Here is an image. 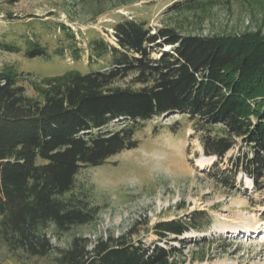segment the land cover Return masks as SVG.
<instances>
[{
  "label": "trees",
  "instance_id": "16d2710c",
  "mask_svg": "<svg viewBox=\"0 0 264 264\" xmlns=\"http://www.w3.org/2000/svg\"><path fill=\"white\" fill-rule=\"evenodd\" d=\"M217 2L184 0L170 10L202 17ZM61 28L77 51L75 35ZM113 31L118 47L89 41L96 61L106 62L96 70L69 69L39 79L16 66L0 69V250L17 261L55 253V264H179L176 248L136 245L126 235L94 242L76 236L66 249L52 243V236L89 225L98 214L74 193L80 171L136 149L135 135L165 115L191 121L206 156L222 160L240 140L246 149L231 159L233 173L242 170L253 180L264 175L262 29L185 35L124 18ZM24 43L23 49L2 41L0 50L64 58L65 47L50 49L38 38ZM74 62L81 64L79 53ZM128 77L130 87L117 85ZM203 222L191 217L185 226L164 223L157 232L176 236L189 227L199 230Z\"/></svg>",
  "mask_w": 264,
  "mask_h": 264
},
{
  "label": "rangeland",
  "instance_id": "374dc122",
  "mask_svg": "<svg viewBox=\"0 0 264 264\" xmlns=\"http://www.w3.org/2000/svg\"><path fill=\"white\" fill-rule=\"evenodd\" d=\"M181 1L0 0V42L24 49L25 40L38 38L50 49L66 48L63 60L57 54L31 59L0 50V69L16 66L18 73L39 79L69 69L96 70L106 62L96 61L89 41L104 39L118 47L113 26L124 18L145 22L152 31L175 27L185 35L241 34L259 28L264 33V0H218L202 17L170 10ZM62 26L75 35L77 51L68 47ZM76 53L81 64L74 62ZM131 80L117 85L128 88ZM221 129L216 128L219 133ZM135 138L136 149L80 171L74 193L98 214L89 225L52 236L57 248L66 249L76 236L94 242L126 235L136 245L176 248L179 264H264V175L253 180L242 170L233 173L231 159L246 149L240 140L222 160L206 156L194 124L177 113L152 120ZM191 217L205 218L199 230L189 227L176 236L157 232L164 223L185 226ZM54 255L17 261L2 249L0 264H55Z\"/></svg>",
  "mask_w": 264,
  "mask_h": 264
},
{
  "label": "bare ground",
  "instance_id": "6f19581e",
  "mask_svg": "<svg viewBox=\"0 0 264 264\" xmlns=\"http://www.w3.org/2000/svg\"><path fill=\"white\" fill-rule=\"evenodd\" d=\"M251 229L250 228H246L245 229V232H249Z\"/></svg>",
  "mask_w": 264,
  "mask_h": 264
}]
</instances>
